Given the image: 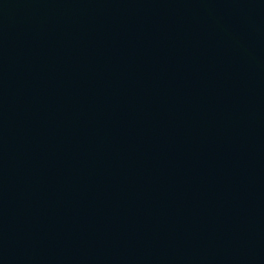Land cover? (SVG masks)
Segmentation results:
<instances>
[{
  "label": "water",
  "instance_id": "water-1",
  "mask_svg": "<svg viewBox=\"0 0 264 264\" xmlns=\"http://www.w3.org/2000/svg\"><path fill=\"white\" fill-rule=\"evenodd\" d=\"M0 264H264V0H25Z\"/></svg>",
  "mask_w": 264,
  "mask_h": 264
}]
</instances>
